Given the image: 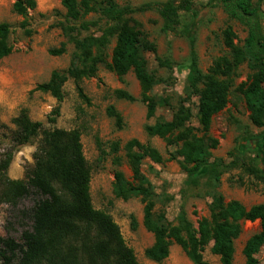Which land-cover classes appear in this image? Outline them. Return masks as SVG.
<instances>
[{"label":"trees","instance_id":"1","mask_svg":"<svg viewBox=\"0 0 264 264\" xmlns=\"http://www.w3.org/2000/svg\"><path fill=\"white\" fill-rule=\"evenodd\" d=\"M220 1L230 19L249 26L243 43L235 41L237 35L232 26L226 25L221 30L226 53L215 57L203 71L198 65L195 39L189 37L187 81L190 93L197 97L196 114L193 115L190 106L179 101L172 108L169 119L146 124V134L162 139L167 147L175 148L174 153H169L165 159L156 147L132 138L123 146L131 176L128 178L121 170L114 174L115 197L123 200L140 197L143 203L142 224L153 235L144 255L157 263L166 259L171 245L176 244L193 264H207L203 252L208 246L220 264H233L234 241L243 221L259 220V230L242 248L244 264H259L256 254L264 244V203L246 207L237 199L226 200L219 191L223 173L232 168L264 182V24L261 27L256 21L254 23L255 19H260L264 0ZM61 4L66 18L79 22L81 29L88 31L94 25V22L83 20L91 13L99 14L104 26L100 27V35L89 33L82 37L70 35L63 27L74 45L69 65L62 70H52L48 80L37 84L34 90L49 93L61 102L63 85L71 78L79 96L87 100L79 83L84 78L94 77L102 65L118 77L129 72L134 74L140 86L138 97L123 89H116L114 95L119 99L142 102L148 119L155 116L158 106H170L166 97L152 95L154 86L161 79L148 70L143 53H155L156 46L138 28L140 24L132 15L156 10L163 22L162 30L177 33L181 13L192 10L191 0H166L139 6H120L115 0H61ZM35 7V0L12 3V11L23 18L20 28L29 35L32 31L27 15ZM12 32L9 23L0 22V60L13 50ZM113 37L115 43L110 60H107L106 48ZM64 51L62 43L60 48L48 52L59 55ZM157 61L161 67H171L167 60L157 58ZM243 64L249 70L246 80L232 89ZM232 91L242 97L250 122L262 130L253 139L238 140L227 152L229 161H226L223 157H212L219 140L211 135L210 128L214 115L226 107ZM58 113L59 106H56L49 122L54 123ZM107 114L117 127L122 126V116L112 105L107 107ZM194 116L198 126L191 124ZM12 123L16 127L11 137L15 145L28 143L38 135L40 139L33 153L34 164L24 179H11L6 175L12 151L0 157V202L16 208L21 200L33 199L31 207L21 210L31 221L30 228L21 233V243L11 237H0L1 264L14 261L16 264H141L112 216L92 204L91 171L83 154L81 131L77 128L42 129V123L31 120L25 108ZM119 149L118 142L110 143L111 153L116 154ZM146 158L153 163L179 158L186 185L209 199L208 214L198 220L196 227L183 209L176 217V224L168 222L164 212L155 211L156 195L141 170ZM113 160L120 164L121 157L115 155ZM132 226L136 227L134 219Z\"/></svg>","mask_w":264,"mask_h":264},{"label":"rangeland","instance_id":"2","mask_svg":"<svg viewBox=\"0 0 264 264\" xmlns=\"http://www.w3.org/2000/svg\"><path fill=\"white\" fill-rule=\"evenodd\" d=\"M15 0H0V22L12 26L10 42L12 52L0 60V157L12 151V159L6 170L11 179H24L25 173L33 164V153L39 142L40 135L28 143L15 145L12 133L15 125L12 119L22 109H27L31 120L42 123V129L77 128L81 131V142L84 157L91 171L90 195L95 208L109 213L118 224L126 244L132 248L136 259L141 264H193L183 250L176 244L171 245L170 253L162 262H154L144 255V249L153 241V235L142 224L143 203L140 197L127 200L116 198L113 193L114 174L121 170L130 178L131 172L124 157V144L136 138L141 143L156 147L168 158L175 148L167 147L158 137H150L144 127L155 120L169 119L172 108L179 101L190 106L193 115L197 111V97L191 94L187 77L189 74L190 55L189 37L195 39V50L198 65L205 71L212 60L226 53L221 42V30L231 25L237 35L236 42L242 44L247 36L249 26L239 20L230 19L225 13L220 0H191L190 12L180 15V25L177 33L162 30V19L156 10L136 12L132 17L140 24L138 27L146 38L155 44L156 52H144L147 68L161 82L156 84L152 95L166 97L170 106H158L155 116L146 117V107L139 100L128 101L114 95L116 89H123L138 97L140 86L132 72L122 77L99 66L94 77L84 78L79 85L87 100L78 94L76 84L69 78L63 85L64 98L58 102L49 93L34 90L35 86L48 80L54 69L62 70L69 65L74 45L63 31L66 28L70 35L82 37L92 33L101 34L104 21L99 14L91 13L83 17L85 21L94 22L86 31L79 27V22L69 20L61 0H35L36 7L28 12L31 34L24 33L20 28L22 17L12 11ZM120 6H139L144 3H156L166 0H115ZM260 19L254 20L262 27L264 24V4L261 6ZM64 43L65 51L59 55L49 54V49H58ZM115 38H111L106 48L107 60H110ZM157 58L167 60L171 67H161ZM234 89L246 80L249 70L245 64L238 70ZM112 105L122 116V126L117 127L114 119L107 114V107ZM59 106V113L54 123L49 122L53 109ZM191 124L198 126L196 118ZM261 128L254 126L249 118L242 97L231 92L226 107L214 115L210 133L218 138L219 144L212 151V157H223L229 161V152L238 140L253 139L261 133ZM118 142L119 151L111 153L110 143ZM101 150L103 151L101 153ZM251 155V153H248ZM121 157L116 164L113 157ZM179 158L153 163L148 158L143 160L142 172L150 180L155 197V211L164 212L165 218L171 224H176V217L183 209L188 219L196 227L198 220L208 214L207 197L199 196L198 190L186 185V175L180 167ZM219 191L226 200L237 199L246 207L264 203V182L255 180L240 169L232 168L223 173ZM33 205V199L25 198L15 207L0 202V237H11L21 243V233L30 228L31 221L22 209ZM132 219L136 227L132 226ZM259 230V220L241 222V231L234 241L235 252L233 264H244L242 248L245 241ZM207 264H220L209 246L203 252ZM256 257L259 264H264V244ZM2 259L0 257V264ZM12 264H16L14 261Z\"/></svg>","mask_w":264,"mask_h":264}]
</instances>
